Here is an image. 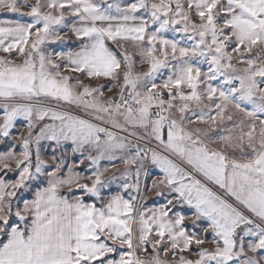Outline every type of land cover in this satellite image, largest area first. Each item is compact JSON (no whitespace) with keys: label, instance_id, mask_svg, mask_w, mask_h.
<instances>
[{"label":"snow or ice","instance_id":"obj_1","mask_svg":"<svg viewBox=\"0 0 264 264\" xmlns=\"http://www.w3.org/2000/svg\"><path fill=\"white\" fill-rule=\"evenodd\" d=\"M0 13V143L26 121L19 153L0 151L17 174L0 179V264H264V0H0ZM69 34L74 48H49ZM117 180L128 198L105 201Z\"/></svg>","mask_w":264,"mask_h":264},{"label":"rangeland","instance_id":"obj_2","mask_svg":"<svg viewBox=\"0 0 264 264\" xmlns=\"http://www.w3.org/2000/svg\"><path fill=\"white\" fill-rule=\"evenodd\" d=\"M30 3H34L35 0H29ZM97 2H99V0H97ZM130 2V0H121V3L126 4ZM24 11H27V9H24ZM10 14L8 13H0V16H8ZM13 18H17V19H21L23 21H26L28 18L26 17H18V16H14ZM166 36V38L169 39H178L180 42L181 46H191V41L187 40L186 38H181L179 36H177L174 33L168 32L164 34ZM69 43L67 45H61V44H54V45H50L49 48L50 49H55L56 51H67L69 50L71 47L75 46V38L72 37L69 34ZM110 47L113 48L114 51L117 52V54H119V50L115 48L114 45H110ZM0 55H5L3 53H0ZM13 56H15V53H12ZM134 60L137 61V64L135 66V71L137 72H142V71H146L147 70V65L146 64H140L138 63L139 61V57H134ZM203 70H207L208 66L206 64H201L199 65ZM239 66V65H238ZM67 74V73H66ZM73 78L76 77L77 74H70ZM169 75L168 71L165 69L163 70V72L157 76L156 79V83H161L163 81V79H166L167 76ZM84 83H89L88 80H84ZM101 83L107 84L108 81H101ZM90 86H97L96 81H92ZM117 91L118 89H114L112 92H108L105 91V97L104 98H108V97H115L117 95ZM187 91V90H185ZM167 94L165 93V96ZM3 112L2 110H0V117H2ZM26 124V121L23 119H20L16 122H14V127L10 130L12 135L10 137H8L7 139H5L2 143H0V151H5L8 148H13L17 153H19V151L21 150L20 148V144L19 141L14 139L15 136H17L18 134H26V130L24 128V125ZM166 133V130H165ZM212 135H215V133H212ZM166 138V135H165ZM211 147H218V145H210ZM69 150V155L67 156V162L71 163L73 161V159L79 160V156H73L70 153V145L66 146ZM39 149H40V153L41 156L44 160L48 161L50 160L51 156L54 154L53 153V145L51 144V142H41L39 145ZM35 147L33 148V162H34V154H35ZM58 155V153H56ZM117 163V168L116 169H111L110 173L108 175H111V172L113 171H117L118 169L122 171L123 166L122 164H120L118 161ZM110 162L107 160H102L100 162V167L103 168L105 166H109ZM14 168V165H13ZM93 170L92 166L88 165V162L85 161L84 165H81L79 169H77V171H80L83 174H90L91 171ZM151 172L154 174H159V170L152 168ZM16 172L15 171H11V172H4V171H0V179H4L6 181H14L16 178ZM141 181H142V187L145 183L150 184L151 183V177H149L147 180H145V178L142 176L141 177ZM84 182H88V181H84ZM123 184V180H117L115 182H112L109 186H107L106 188L102 189V196H108L111 194H121L124 196V198H128V193L127 192H122L121 190V185ZM45 186V181L44 178H41L40 181H30L29 182V190H21L20 193H18V196L20 198V202H21V206H22V201L25 199H31L33 197V193L34 191L38 188V187H42ZM67 191V189H62L61 190V194H64ZM79 194V193H78ZM168 194L165 193V196H167ZM84 198L88 199V202L93 203L95 198L93 197H89V196H84ZM146 203L148 206H160L161 204L165 203V197H157L155 196L154 193H147L146 196ZM96 204H99L98 202ZM176 211L184 214L185 216L188 217H192L193 216V212L194 210L185 206H177ZM194 218V217H193ZM197 223H199L201 225V227H198L195 229V231L197 232L198 235H200L202 233V237L206 236L208 241H211L213 239V233H211L210 231L205 233L203 231V229L205 227H207V222L206 221H198ZM185 225L188 226V230L192 231V220L188 219L185 221ZM222 246V245H221ZM203 247L205 248H209L212 249L215 247L214 244L212 243H206L205 245H203ZM193 250H195V246H193ZM120 251H127V249H123V250H118V252L116 254H113L115 256V258L117 256H119V252ZM148 252L151 253V248L149 247ZM184 255H188L187 253H185ZM188 258L190 259H196L197 257L195 256H188Z\"/></svg>","mask_w":264,"mask_h":264},{"label":"crops","instance_id":"obj_3","mask_svg":"<svg viewBox=\"0 0 264 264\" xmlns=\"http://www.w3.org/2000/svg\"><path fill=\"white\" fill-rule=\"evenodd\" d=\"M75 47V46H74ZM74 47H71L70 49L74 48ZM20 119H23L22 117H18L14 122L20 120ZM24 120V119H23ZM13 122V123H14ZM41 142H48V141H41ZM111 195H115V194H111ZM111 195H108V196H105L104 199L105 201L109 198V196ZM86 203H90V202H86ZM149 207H158L157 205L156 206H149ZM189 232L191 233V230H189ZM200 236L202 237V233L200 234ZM116 259H119V256L116 257Z\"/></svg>","mask_w":264,"mask_h":264},{"label":"trees","instance_id":"obj_4","mask_svg":"<svg viewBox=\"0 0 264 264\" xmlns=\"http://www.w3.org/2000/svg\"><path fill=\"white\" fill-rule=\"evenodd\" d=\"M85 202H88V199L87 198H84ZM97 207L100 206V204H96Z\"/></svg>","mask_w":264,"mask_h":264}]
</instances>
